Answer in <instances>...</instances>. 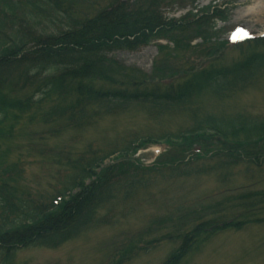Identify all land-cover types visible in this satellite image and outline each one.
<instances>
[{
    "label": "trees",
    "instance_id": "obj_1",
    "mask_svg": "<svg viewBox=\"0 0 264 264\" xmlns=\"http://www.w3.org/2000/svg\"><path fill=\"white\" fill-rule=\"evenodd\" d=\"M159 11L156 0H0V264H13L18 250L56 248L108 223L109 211H100L118 194L125 199L138 188L155 189L163 176L211 173L226 187L208 205L177 207L178 217L173 209L152 216L150 225L161 228L121 243L105 264H129L167 242L176 246L161 264H179L214 235L264 223V188L228 185L235 173L252 178L264 164V115L211 104L264 79V36L230 44L240 54L230 63H208L181 79H151L110 55L177 30ZM212 12L196 11L191 23L205 29ZM131 109L153 118L181 115L188 124L110 147L94 140L78 151L49 145L67 131H86L101 115ZM9 141L24 143L50 166L46 188L25 186L23 154L8 159ZM158 143L189 153L165 162L157 158L152 169L143 168L151 171L149 178L132 177L140 169L135 165L113 164L96 173L114 153L133 156ZM185 157L195 167L183 163Z\"/></svg>",
    "mask_w": 264,
    "mask_h": 264
},
{
    "label": "rangeland",
    "instance_id": "obj_2",
    "mask_svg": "<svg viewBox=\"0 0 264 264\" xmlns=\"http://www.w3.org/2000/svg\"><path fill=\"white\" fill-rule=\"evenodd\" d=\"M125 1L130 5L140 3V0ZM156 1L162 17L177 26V30L151 38L135 50H119L110 55L121 64L139 69L151 79L166 76L181 79L208 63H230L240 57L238 50L230 45L231 42L241 37L248 39L264 35V0ZM207 8L213 11L207 18L208 26L202 29L203 23L199 28L196 27L191 23L193 14ZM238 14L245 15V18L235 19ZM197 34L202 35L199 36L201 39H198ZM170 39H175L178 45H173ZM213 50L215 52H211ZM214 101L211 104H216L223 111L244 110L264 115V79L224 101ZM95 120H92L94 123L86 131H67L49 145L65 146L71 151H78L89 140H94L100 147H108L116 145L121 139L145 133L174 131L188 124L187 118L181 115L153 118L139 109H131L119 115H101ZM7 147L8 159L23 154L20 156L24 160L25 186L37 190L46 188L50 166L42 163L41 158L33 156L24 143L17 145L9 141ZM187 151L183 147L173 149L170 145L158 143L139 149L133 156L121 157L115 153L104 162L106 165L102 168L114 164L122 169H130L135 165L140 169L133 171L132 177L144 175L149 178L151 171L143 168L152 169L157 158L162 157L159 162H165L168 158L181 159L189 153ZM182 161L195 167L189 157ZM100 170L97 169L96 173ZM248 176L241 172L235 173L232 176L235 179L229 181L228 185L240 186L241 191L264 188V164L258 171L253 170L252 178ZM193 177L163 176L155 189V185L138 188L125 199L118 194L109 206L100 211H109L108 223L96 224L56 248L32 247L18 250L13 255V264H105L121 243L145 234V231L161 228L150 225L152 216L173 209L174 217H178L180 209L200 208L210 204L217 198L211 197L215 191L226 187L211 173ZM177 207L179 210H176ZM175 246V242H167L131 260L129 264H161ZM179 264H264V223L247 225L238 230H225L214 235Z\"/></svg>",
    "mask_w": 264,
    "mask_h": 264
},
{
    "label": "bare ground",
    "instance_id": "obj_3",
    "mask_svg": "<svg viewBox=\"0 0 264 264\" xmlns=\"http://www.w3.org/2000/svg\"><path fill=\"white\" fill-rule=\"evenodd\" d=\"M261 10V8L260 9H258L257 11H260ZM245 18V15H243V14H238V15H236V17H235V19H239V20H243Z\"/></svg>",
    "mask_w": 264,
    "mask_h": 264
}]
</instances>
